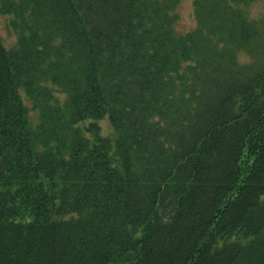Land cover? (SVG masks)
I'll return each mask as SVG.
<instances>
[{
	"label": "trees",
	"instance_id": "1",
	"mask_svg": "<svg viewBox=\"0 0 264 264\" xmlns=\"http://www.w3.org/2000/svg\"><path fill=\"white\" fill-rule=\"evenodd\" d=\"M258 1H1L0 264H264Z\"/></svg>",
	"mask_w": 264,
	"mask_h": 264
},
{
	"label": "rangeland",
	"instance_id": "2",
	"mask_svg": "<svg viewBox=\"0 0 264 264\" xmlns=\"http://www.w3.org/2000/svg\"><path fill=\"white\" fill-rule=\"evenodd\" d=\"M0 0V6H1ZM194 0H181L180 5L177 9V14L179 16L178 22L175 26L176 31L179 34L187 33L196 28V20L194 16ZM264 11V0H259L250 8V13L253 17H260L263 15ZM13 16L3 15L0 12V43L6 49H12L18 43L19 34L12 25ZM25 105L29 110V117L31 123L36 125L38 123L39 114L32 108V104L25 97V93L21 92ZM90 122H86L85 125H88ZM102 128V136L104 137H114V130L106 118L99 122Z\"/></svg>",
	"mask_w": 264,
	"mask_h": 264
}]
</instances>
